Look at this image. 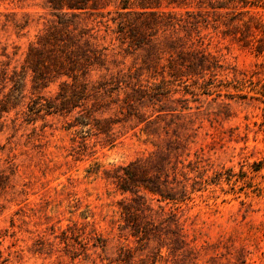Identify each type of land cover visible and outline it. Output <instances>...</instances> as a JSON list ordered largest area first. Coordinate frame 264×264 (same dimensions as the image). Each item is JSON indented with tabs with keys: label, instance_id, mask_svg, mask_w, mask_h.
<instances>
[{
	"label": "rangeland",
	"instance_id": "1",
	"mask_svg": "<svg viewBox=\"0 0 264 264\" xmlns=\"http://www.w3.org/2000/svg\"><path fill=\"white\" fill-rule=\"evenodd\" d=\"M118 8L110 0L102 13L80 19L106 54L91 79L121 72L158 83L169 55L159 59L156 44L130 45L117 30L133 15ZM0 18V53L6 50L12 66L58 20L45 0H0ZM223 19L199 26L220 67L188 83L213 78L208 89L180 86L170 98L91 95L73 112L44 111L35 123L20 117L0 128V240L10 264H264V0H240ZM171 36L192 42L186 31L168 29L155 40L157 52L170 48ZM61 80L44 91L52 105L60 102ZM80 113L88 124L77 123ZM136 159L150 172L168 162L187 184L190 197L178 204L184 250L176 249L169 221L152 228L150 240L133 235L125 219L132 195L118 189L115 176Z\"/></svg>",
	"mask_w": 264,
	"mask_h": 264
},
{
	"label": "trees",
	"instance_id": "2",
	"mask_svg": "<svg viewBox=\"0 0 264 264\" xmlns=\"http://www.w3.org/2000/svg\"><path fill=\"white\" fill-rule=\"evenodd\" d=\"M45 1L57 16V24L30 44L20 66H12L6 50L0 53V128H4L8 120L16 122L20 117L21 124L35 123L44 111L45 114L55 111L73 112L81 106L82 99L91 95L99 97L115 91L120 94L124 90L127 96L138 94L142 97L170 98L180 86L192 93L196 88L208 89V85L213 83L208 80L213 78L202 84L198 81L188 83L193 74L204 77L210 71L211 76H214V71L220 67L217 58L203 46L199 26L209 24L211 20L216 23L224 21L225 14L235 13L240 3V0H115L119 6L117 12L119 9L125 10L119 12L120 15H133L131 18L121 19L117 30L121 36L129 38L130 45H157L155 40L166 34L168 29L176 33L184 30L189 35L188 39L192 40L191 44H187L182 42V37L171 36L170 48L160 47L158 52L155 45L156 56L162 55L159 59H163L168 54V63L162 66V78L158 83L150 80L144 83L134 80L135 76L131 74L121 72L109 77L104 75L99 81L91 79L94 70H102L104 67L106 54L95 45L90 30L80 25V19L84 14L102 13L100 10L107 8L110 0ZM170 5H196L198 10L187 9L184 16L183 13L179 15L178 12L163 9ZM224 9L229 10L223 12ZM242 12L250 13V10ZM228 20L230 23L235 21L232 17ZM11 21L17 23L15 20ZM16 26L22 28L21 24ZM153 65L150 62L147 69H152ZM58 80H61L57 95L60 102L52 105L44 91ZM12 112L15 113L13 118L10 117ZM86 112L88 114L89 110ZM87 118L88 115L80 113L76 120H79L78 124L86 125L89 123L85 122ZM94 125L100 132L109 133L105 126ZM168 164L167 162L150 172L142 159H136L120 166L115 177L118 189L132 195V202L128 203L125 210V219L132 223L133 235L139 240H150L149 231L160 227L162 222L169 221L173 225L172 234L179 246L176 249L184 250L187 243L180 223L178 204L188 199L190 192L187 184H182L177 179V167L172 165L169 168ZM153 201L158 202L157 209L152 207ZM0 264H10L1 248V240Z\"/></svg>",
	"mask_w": 264,
	"mask_h": 264
}]
</instances>
